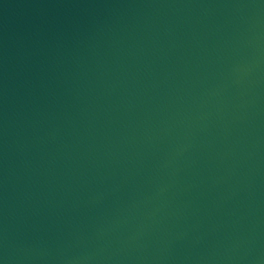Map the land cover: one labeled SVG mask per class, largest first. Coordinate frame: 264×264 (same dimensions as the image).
Masks as SVG:
<instances>
[{
    "label": "water",
    "instance_id": "1",
    "mask_svg": "<svg viewBox=\"0 0 264 264\" xmlns=\"http://www.w3.org/2000/svg\"><path fill=\"white\" fill-rule=\"evenodd\" d=\"M0 264H264V0H0Z\"/></svg>",
    "mask_w": 264,
    "mask_h": 264
}]
</instances>
